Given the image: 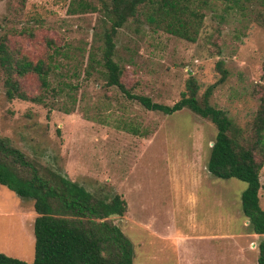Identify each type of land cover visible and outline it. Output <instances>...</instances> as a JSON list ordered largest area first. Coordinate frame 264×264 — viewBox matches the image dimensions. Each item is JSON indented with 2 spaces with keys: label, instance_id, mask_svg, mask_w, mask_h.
I'll return each instance as SVG.
<instances>
[{
  "label": "rangeland",
  "instance_id": "1",
  "mask_svg": "<svg viewBox=\"0 0 264 264\" xmlns=\"http://www.w3.org/2000/svg\"><path fill=\"white\" fill-rule=\"evenodd\" d=\"M100 6L101 0H0V36L9 48L32 61L53 47L63 51L50 77L63 90L41 103L8 99L0 69V136L41 168L90 191L119 194L126 211L111 219L133 244V264H254L262 236L241 210L247 183L207 170L215 126L186 108L147 110L104 85L98 70L85 72ZM115 60L125 86L158 103L177 101L189 77L199 96L218 83L210 103L248 134L264 92V16L206 10L194 42L130 19L117 35ZM218 61L227 71L223 82ZM19 81L29 94L41 92L35 75ZM260 183L264 209V165ZM34 217L33 199L0 184L1 253L33 261Z\"/></svg>",
  "mask_w": 264,
  "mask_h": 264
},
{
  "label": "trees",
  "instance_id": "2",
  "mask_svg": "<svg viewBox=\"0 0 264 264\" xmlns=\"http://www.w3.org/2000/svg\"><path fill=\"white\" fill-rule=\"evenodd\" d=\"M219 6L226 12L237 10L256 19L264 16V0H101L100 24L93 32L96 45L89 51L85 72L90 75L98 70L104 85L117 87L147 110L171 114L186 108L215 126L207 170L219 178L234 177L247 183L241 193V210L251 232L262 236L257 244V263L264 264V209L259 200L260 170L264 165V92L251 130L244 134L223 109L210 103L209 97L218 83L206 87L199 96V85L189 77L177 101L171 105L158 103L146 95L132 93L121 80L122 69L115 60L117 35L130 19L194 42L206 10L215 11ZM57 54L63 51L53 47L47 56L32 61L9 48L6 36L1 35L0 69L6 97L41 103L46 94L62 91L63 87L58 88L50 78L59 66ZM217 68L218 82H223L227 71L221 61ZM27 75L36 76L39 94L31 95L22 87L19 78ZM0 184L21 197L33 199L36 213L33 261L0 252V264H133V244L111 219L126 211V202L119 194L108 196L90 191L60 171L41 168L13 146L8 137L1 136Z\"/></svg>",
  "mask_w": 264,
  "mask_h": 264
},
{
  "label": "crops",
  "instance_id": "3",
  "mask_svg": "<svg viewBox=\"0 0 264 264\" xmlns=\"http://www.w3.org/2000/svg\"><path fill=\"white\" fill-rule=\"evenodd\" d=\"M35 215H36V213H35ZM246 224L248 225V221L246 222ZM256 250H257V255H258V248H257V246H256ZM256 255V256H257ZM249 263H251V262H249ZM257 263V258H256V260L254 261V264H256ZM258 264V263H257Z\"/></svg>",
  "mask_w": 264,
  "mask_h": 264
}]
</instances>
